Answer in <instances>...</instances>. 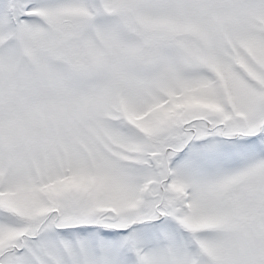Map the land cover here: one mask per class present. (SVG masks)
I'll use <instances>...</instances> for the list:
<instances>
[{"label":"snow or ice","instance_id":"6c2138e0","mask_svg":"<svg viewBox=\"0 0 264 264\" xmlns=\"http://www.w3.org/2000/svg\"><path fill=\"white\" fill-rule=\"evenodd\" d=\"M0 264H264V0H0Z\"/></svg>","mask_w":264,"mask_h":264}]
</instances>
